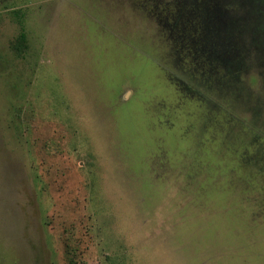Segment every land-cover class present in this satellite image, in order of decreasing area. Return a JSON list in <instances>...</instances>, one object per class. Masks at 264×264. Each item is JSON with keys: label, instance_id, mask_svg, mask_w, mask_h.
<instances>
[{"label": "rangeland", "instance_id": "rangeland-1", "mask_svg": "<svg viewBox=\"0 0 264 264\" xmlns=\"http://www.w3.org/2000/svg\"><path fill=\"white\" fill-rule=\"evenodd\" d=\"M0 264H264V0H0Z\"/></svg>", "mask_w": 264, "mask_h": 264}]
</instances>
